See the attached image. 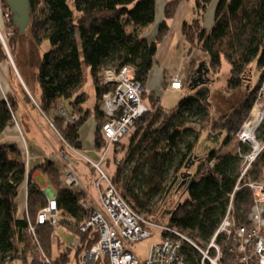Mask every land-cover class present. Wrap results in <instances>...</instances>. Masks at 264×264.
Masks as SVG:
<instances>
[{
  "label": "trees",
  "instance_id": "obj_1",
  "mask_svg": "<svg viewBox=\"0 0 264 264\" xmlns=\"http://www.w3.org/2000/svg\"><path fill=\"white\" fill-rule=\"evenodd\" d=\"M181 1L167 2L166 18L172 16ZM211 1L195 0V4L198 9L207 8L205 6ZM1 2L4 9H9L4 0ZM27 4L29 34L34 45L42 51L40 47L47 40L49 46L39 57L34 77L40 90L36 106L23 91L26 103L54 127L58 152L68 156L82 152L80 129L89 115L85 108L87 95L82 87L84 68L89 70L95 90L93 146L100 152L107 142L101 130L105 119L100 100L107 89L101 79L102 71L130 67L136 81L144 88L140 99L147 102V111L135 119L125 143L118 140L112 144L116 160L113 172L108 175L131 209L144 212L149 219L163 217L167 209L162 202L175 175L194 179L205 161L215 153L213 149L204 154L196 152L202 133L212 140L214 134L221 132L214 142L227 144L250 109L264 77V0H216L215 19L210 29L201 27L196 18L182 22L181 31L190 45L189 50L196 46L208 57L189 62L180 88L187 94L175 110L160 107V98L146 89L148 74L157 61L158 42L168 32L167 23L163 21L154 40L141 34L142 29L154 22L156 0H27ZM9 14L11 19L7 26L14 27V36L9 37L8 42L12 54L19 31L13 24L12 11L9 10ZM6 59L0 43V62ZM222 61L228 62L229 70L225 86L219 88V92L215 91L218 87L215 89L211 84L213 79L204 76L201 77L203 83L196 80L197 69L203 74L208 69L215 79L218 78L216 73ZM253 66L260 72L254 84L251 83ZM162 76V87L168 88L164 71ZM227 102L229 108L225 107ZM61 104L69 113H77L79 118L66 122L57 113ZM19 106V99L13 92H7L6 99H0V134L6 127L15 125ZM217 108L221 111L215 115L213 112ZM22 115L25 117L24 112ZM257 136L264 139V119ZM24 158L18 144L0 143V264L14 261L20 264H80L78 254L89 250L99 237L91 227L81 229V224L92 214L91 206H82L81 199L86 193L65 186L53 157L33 166H27ZM213 163L196 187L188 191L186 199L177 202L166 215L168 226L190 234L199 246H205L204 241L211 238L222 221L240 176L236 155L221 157ZM194 167L196 170L192 173ZM263 169L264 147L246 173L257 179ZM35 171L44 175L54 193L57 223L37 222V214L48 205V200L33 176ZM244 182L242 178L233 199L250 201ZM23 184H26V208L19 213L16 199ZM59 225L77 239L74 246L67 244V249L61 251L55 250L59 243L56 234ZM31 227L34 233L30 232ZM217 241L222 244V252L227 253L229 240L222 236ZM185 251L191 264H199V255L190 244L185 246Z\"/></svg>",
  "mask_w": 264,
  "mask_h": 264
},
{
  "label": "built area",
  "instance_id": "obj_2",
  "mask_svg": "<svg viewBox=\"0 0 264 264\" xmlns=\"http://www.w3.org/2000/svg\"><path fill=\"white\" fill-rule=\"evenodd\" d=\"M3 13L4 20L10 21L9 9H4ZM8 31L12 32L11 28ZM0 37L3 44H5L2 35ZM101 79L107 86L100 100V109L105 119L101 130L107 142L106 147L99 152V158L96 161L90 159L88 161L91 169L97 175L92 180H94L93 186L97 191V201L99 203L95 204L91 202V199L84 198L85 200H81L82 206L92 207V214L88 220L81 224V229L86 230L91 227L99 237L96 243L90 246L89 250L78 254L80 264H98L103 261H106L107 264H191L185 251V246L189 244L198 253L199 264H227L222 262L224 252L220 251L222 244L217 241V238L222 236H225L229 241H237L236 255L233 256L234 259L231 263L252 264L253 262L249 260L254 258L255 264H264V178L250 180L248 177V182L245 180L243 183L252 195L249 205L250 210L247 215L248 224L237 223L232 207L227 206L228 209L207 246H199L185 232L175 230L162 221L159 222L160 216L149 219L145 217L144 212L138 213L131 209L128 202L116 190L110 176L101 168V163L106 160V153L110 150V147H113L112 144L127 135L131 131L135 119L147 111V105L140 99L141 92L144 89L136 81L133 70L128 66L118 69L105 68L102 71ZM181 82L182 78L180 76L171 75L168 87L177 91L181 88ZM57 113L62 115L66 122L79 118L77 113L73 111L69 113L64 104L59 106ZM165 113L168 114V111ZM260 151V145L258 144L253 147L252 153L245 156L241 177L247 174L246 172L251 166L252 160ZM63 155L65 154L63 153ZM207 162L206 168L210 166L207 165ZM68 166L70 165L68 164ZM64 173L65 186L74 189L79 184V180L74 177L69 168H64ZM240 180L237 181V185L230 195L231 199L234 197V192L240 187ZM46 195L48 205L43 207L37 214V222L54 224L58 221L54 194L46 193ZM155 231L161 232L160 239L151 246L145 260L141 261L133 254L129 244H133V242L144 237H149ZM30 232L34 233V227L30 228ZM229 250L232 251L230 245L227 247V251Z\"/></svg>",
  "mask_w": 264,
  "mask_h": 264
},
{
  "label": "rangeland",
  "instance_id": "obj_3",
  "mask_svg": "<svg viewBox=\"0 0 264 264\" xmlns=\"http://www.w3.org/2000/svg\"><path fill=\"white\" fill-rule=\"evenodd\" d=\"M165 1L167 0H156V4H155L156 20L157 19L164 20L166 21L167 26H168L167 34L161 39V41L158 42V49H157L158 53L157 54H159L160 63L164 65V67L167 68L169 73L175 72L177 75L179 74L178 76L182 78L183 76L182 74H184V72L189 66V62L192 59L202 60L203 58L206 59L208 57V54L206 52L201 51L196 46H193L189 50L190 45L187 41H185L183 33L181 31L182 22L184 21V19H188L190 21L192 20V18H196L200 21L201 27L209 29L213 25V22L215 19L214 13H215V1L216 0H212L210 3H208L205 6L207 8H201V9H198V7H196L195 0H188V1L182 0L180 4H178V6L176 7L177 9L175 10V12H173L172 16L168 18H166L165 16V13H164L165 9H163V5H164L163 3ZM6 9L7 8H5V10ZM3 14L4 13H2V15ZM7 22L8 21L5 20V27L7 29H5V31H3L0 34L4 38L5 44H3L1 37H0V43L3 47V50H5L6 52V55H7L6 61L9 65V69L10 67L12 69V73L9 75V79L6 78V80L8 81V86L10 87V91L12 90V92L13 91L15 92L17 90L24 91L25 93H27L29 99H31V103H35V99H37L40 95L39 93L40 90H39V84L38 82L35 81L34 77L37 71L36 68H37L38 62L40 60L39 57L42 54V51L47 50V47L49 46L48 41L46 40L43 42V44L40 47L41 49H43L41 51L38 48V46H36V44L34 45V42L29 34L30 26L27 25L26 30L23 32V34H19V33L16 34V37H15L16 42H14L13 49H12L13 53L11 54L10 53L11 47L8 46V42L10 39L9 37L12 38V36H14V27L7 26ZM153 23L154 22H152L151 24ZM150 26H146L147 28L143 31L147 36L154 35L152 34V32H150V29L148 30ZM10 28L12 32L8 31V29ZM9 33L11 34L9 35ZM222 62L223 63H222L220 71L216 73V76H218V78L216 79H215V75L212 74L211 72L209 73L208 69L206 70V73L204 72V74L202 73V70L200 69L201 77L207 76L209 77V79H213L212 80L213 82L211 84H213L215 89L218 87V90L217 89L215 90L216 92H219L220 91L219 88L225 86L226 78L228 76L229 64L228 62H224V61ZM258 74H260V72L257 71L256 68L253 66L252 73H251V76H252L251 83L252 84H254L253 82L256 80V77H258ZM197 76H198L197 79L199 81L200 74H198ZM197 76H195V78ZM263 82H264V77L260 81L261 83L260 87L263 85ZM260 87L257 89L255 93L256 95L253 97V100L250 103L251 106H252L253 101L258 95L257 93ZM154 89H156V94L160 98V101H159L160 107L162 106L164 109H168V110H175L177 103L181 99H183V97L187 94L184 88L180 89L178 92H173L172 89H170V87L164 88V87H160L159 85H156ZM82 90L85 91L87 95V98L85 101V108L88 110V113H89L87 120L84 122L85 124L88 125V129H87V125L86 127L82 128L84 130L81 129L82 130L81 136H82L84 150L80 153L78 152L70 153L71 155L69 156L68 154H65V155L62 154L61 156L59 155L57 157V160H60L64 168L71 169L74 177H76L79 180V182L81 181L82 186L85 189H87V191L90 192L91 197H92V202L96 204L99 202L97 201V191H95V187L93 186L94 180L92 179L95 176L97 177V175L93 172V170L87 163L89 159L92 161H96L100 155L99 151H95V147L93 146V136H94L93 132H94L95 125H96L94 123V113H93V107L95 103L94 101L95 100V90L92 86V79L90 77V72L89 70L85 68H84V83H83ZM7 91L8 90L6 88L5 83H2L1 78H0V94H2V97L6 94ZM144 103L147 104V102H144ZM24 104H26L28 108H30V104L28 103H24ZM229 104L230 103L227 102L225 107L229 108L230 107ZM19 105L20 107L16 112L17 113L16 123L13 127H14V133L16 134L15 138H17L18 142L21 143V148L25 147V149L29 153L36 146L39 147V145L41 144V140L44 138H47L46 141L49 147L53 146V143L57 144L56 146L58 147L59 143L57 140L56 133L54 131L55 129L52 125L49 124L47 119L40 120V118H36L35 115H33L31 111L25 114V117H24L21 112V110L23 109V106L20 101H19ZM27 109H25V111H27ZM220 111H221V108L220 109L217 108V110H215L213 113H215L216 115L217 112H220ZM249 112H250V109L248 113L244 116V119L240 122V125L247 118L246 116L249 114ZM263 119L264 117L262 118V120ZM91 125L92 127L90 128ZM240 125L238 126V129L236 130V132L240 129L239 128ZM259 125L255 131V139L257 140V143L260 145V150L262 151L264 147V139L261 140V138L257 136ZM236 132L229 139V142L224 145L219 144V142L216 143L212 140H208V136L202 133V135L200 136L198 140L199 142L196 146V152L199 154H204L205 152L207 153V151L213 149L215 152L212 157V158L215 157L214 161H217L221 157L229 156L230 154L236 155L240 162L238 166L239 167L238 170L240 173L239 179L245 178L246 182H248V179H247L248 177L250 178V180H260L264 178V169L262 170L261 175H259L257 179H255L253 176L248 175V174H245L244 176L241 177V171H242L243 165L245 164L244 162L245 156L252 153L253 146H251L248 143L243 142L241 139H238ZM129 134L130 133L123 136L121 138V141L125 143L129 138ZM46 149L48 152V148ZM26 150H24V153ZM112 150L113 149L110 147V150L106 153V160H104L101 163V168L104 169L106 174H110L114 170L113 167H114V161L116 160V157L112 155L113 153ZM93 152L96 154H94ZM122 154H118V155L121 156ZM29 156H30V153L28 157ZM28 157L25 154L24 159L26 160V162L27 160L28 162L30 161ZM71 159L76 160L77 164H74V165L72 164L70 166L64 164L67 162L71 164V162L68 161ZM211 159H208V160H211ZM253 160H252V164H253ZM207 161H205V164L203 165L200 172L203 170V168H205ZM26 165L28 166V163H26ZM64 168L63 170L61 169L62 177H64L65 175ZM195 170H196V167H194L191 170V172L193 173ZM200 172L197 174V176L194 179L193 178L190 180L187 179L184 185L180 187L178 186V183L180 180L175 182L174 186H172L173 189L170 192L166 193L165 198H164L165 200L162 202L164 208L166 207L167 210L169 209L171 210L176 205L177 202H182L184 199H186L185 197L187 196L188 191L196 187L198 183L197 178ZM37 181L41 183L43 181V176L40 175L39 177H37ZM189 182H190V185L188 187L187 183ZM73 190L79 191V189L76 187ZM247 191L249 192L248 195H249L250 201L248 199H237L235 197V199L230 198L229 203L227 205V206L230 205L232 207L233 215L237 223H239L238 221H241L242 224H245V223L248 224L247 215L250 210L249 205L251 203L252 195L250 194V190L248 188H247ZM49 193L54 194L50 191ZM21 198L22 196L20 194L18 196V201L19 200L21 201ZM166 215L167 213H165V215L161 217L158 221L159 222L162 221L164 224H166L168 222ZM161 216H162V213H161ZM160 233L161 232L159 231H155L153 235L149 237H144L143 239L135 241L133 242V244H129L133 254H135V256H137L141 261H144L145 258L148 256L147 254L149 253L151 246L153 244H156V242L159 241ZM56 234H57V237H61L59 238V243L57 242V246L55 247L56 248L55 250H59V251L67 249L68 247L67 244L72 245L73 241L76 239V236H74L72 232L67 230L62 225H59L58 227H56ZM185 234L194 241V238L190 234L189 235L187 233ZM57 237L55 236V239H57ZM209 240L204 241L206 246L210 242ZM76 242L77 240L74 241V244L72 246H74ZM228 243L230 247L232 248V251L234 252L229 250L227 251V253H223L222 262L227 263V264H233L231 262L234 259L233 256L236 255L235 249H236L237 241L232 240V241H229ZM218 245L220 244L218 243ZM249 261L253 262L252 264L256 263L254 258H251ZM11 264H20V262L14 261Z\"/></svg>",
  "mask_w": 264,
  "mask_h": 264
},
{
  "label": "crops",
  "instance_id": "obj_4",
  "mask_svg": "<svg viewBox=\"0 0 264 264\" xmlns=\"http://www.w3.org/2000/svg\"><path fill=\"white\" fill-rule=\"evenodd\" d=\"M2 0H0V34L3 32V31H5V29H7L6 27H5V20H4V16H2V13H3V5H2V2H1ZM169 0H167V1H165L163 4V9H164V7H165V4H167V2H168ZM156 16V15H155ZM184 20H188V19H184ZM164 20H156V18L154 19V23L153 24H151V26L150 25H148V26H150L149 28H148V30L150 29V32H152V34H154L153 36H147L143 31L147 28H144L141 32V34L145 37V38H147L148 40H154V38H156V35H157V29H158V26H159V24L161 23V22H163ZM189 21V20H188ZM212 27V26H211ZM210 27V28H211ZM209 28V29H210ZM206 29V28H205ZM151 34V35H152ZM158 51V50H157ZM158 52H156V54H157ZM156 63L154 64V66L152 67V69L150 70V72H149V76H148V80H147V84H146V89L149 91H153L155 94H156V89H154V87L156 86V85H159L160 87H162V82H163V71L165 72V74H166V76H167V78H166V86L168 87L169 86V81H170V78H171V75H177L175 72H172V73H169V71L167 70V68L166 67H164V65H162L161 63H160V58H159V54H157L156 55ZM188 69H189V66H188V68L186 69V71L184 72V74H182L183 76L185 75V73L188 71ZM12 72H10V69H9V65H8V63H7V61H2V62H0V78H1V82L2 83H5V85H6V88H7V92H10V93H12V90L10 91V87L8 86V81L6 80V78H8L9 79V75L11 74ZM179 75V74H178ZM173 92H177V91H174V90H172ZM6 92V93H7ZM13 93L14 94H16L17 95V97H18V99H19V101L21 102V104H22V106H23V109L21 110V112H24L25 114H27L28 112H32L33 113V115H35V117L36 118H40V120L41 119H43L38 113H36V111L33 109V108H28V106L26 105V104H24V103H26V101H25V98H24V93H23V91H21V90H17V91H13ZM157 93H158V91H157ZM157 95V94H156ZM5 96H6V94L2 97V94H0V99H4L5 98ZM158 96V95H157ZM159 97V96H158ZM33 106H36L35 104H33V103H31ZM20 107V106H19ZM28 108V109H27ZM25 109H27V111H25ZM24 118V117H23ZM94 123L96 124V121H95V117H94ZM85 125V126H84ZM86 125L87 124H85V123H83V126L81 127V129L83 128V127H86ZM92 127V125L90 126V128ZM95 128H96V125H95ZM80 129V136H81V132H82V130H84V129H82L81 130ZM87 129H88V125H87ZM94 132H95V129H94ZM94 132H93V135H94ZM15 136H16V134L14 133V127H6L5 128V130L0 134V143H3V144H6V143H15V144H18L19 145V147H20V149H22V151H23V154H24V157H25V154L27 155V157H28V155H29V153H30V156L28 157V159H30V161L28 162V160H27V163H28V165H30V166H33V165H35V164H38L42 159H46V158H51V157H53V158H55V160H56V163H57V165H58V168H59V170H60V174H61V171L63 170V166H62V164H61V162H60V160H57V157L60 155H62L63 153H60V152H58V147L56 146L57 144H54L53 143V146H51V147H49L48 146V143H47V138H44V139H42L41 140V144L39 145V147L38 146H36L33 150H31L29 153L27 152V150L25 149V147H22L21 148V143H19L18 142V140H17V138H15ZM3 137V138H2ZM58 140V139H57ZM81 140H82V136H81ZM59 143V142H58ZM83 143V142H82ZM93 143H94V136H93ZM24 148V149H23ZM46 148H48V152H47V149ZM24 150H26L25 151V153H24ZM53 151V153H51ZM95 151H97V150H95ZM94 153V152H93ZM94 154H96V153H94ZM68 161H70L71 162V164L70 163H64V164H69V165H74V164H77V161L76 160H73V159H71V160H68ZM62 169V170H61ZM40 175H42L43 176V181L40 183V182H38L37 181V177H39ZM33 176H34V178H35V180L39 183V185H40V188H41V190H42V192L46 195V193H49V191L50 192H52L53 193V191H52V189H51V187L49 186V183L46 181V179H45V177H44V175L42 174V173H40V171H35V172H33ZM61 178H62V181H63V177H62V174H61ZM78 180V179H77ZM76 188H78L79 190H81V191H84L85 193H86V197H85V199H91V202H92V197H91V194H90V192L89 191H87V189H85L83 186H82V183H81V181L79 182V184H77L76 186H75ZM45 190H46V193H45ZM21 194V196H22V198H21V201L19 200L18 201V197H17V199H16V204L18 205V208H19V213L20 212H23L24 210H25V208H26V205H25V203H26V184H23V185H21L20 187H19V190H18V196ZM49 194H51V193H49ZM47 196V195H46ZM84 198L83 199H81V200H85ZM94 203V202H93ZM59 238H61V237H59ZM75 240H77V239H75ZM74 240V241H75ZM74 241H73V244H74ZM77 243V242H76ZM72 244V245H73ZM66 245V244H65ZM71 245V246H72Z\"/></svg>",
  "mask_w": 264,
  "mask_h": 264
},
{
  "label": "bare ground",
  "instance_id": "obj_5",
  "mask_svg": "<svg viewBox=\"0 0 264 264\" xmlns=\"http://www.w3.org/2000/svg\"><path fill=\"white\" fill-rule=\"evenodd\" d=\"M257 94L258 95L250 108V112L246 116L247 118L240 125V129L237 132L238 139H241L243 142L248 143L253 147L258 145L257 140L255 139V131L264 117V82ZM211 164L212 162H207V165Z\"/></svg>",
  "mask_w": 264,
  "mask_h": 264
},
{
  "label": "water",
  "instance_id": "obj_6",
  "mask_svg": "<svg viewBox=\"0 0 264 264\" xmlns=\"http://www.w3.org/2000/svg\"><path fill=\"white\" fill-rule=\"evenodd\" d=\"M4 1L7 3V5H9L10 12L12 11L13 24L16 27H18L19 33L23 34V32L26 30L27 25H29V23H30V15H29V7H28L29 4H27V0H4ZM197 70H199V69H197ZM197 81H198V79H197ZM199 82L203 83L204 81L201 80V78H199ZM33 104H35V103H33ZM220 135H221V132L214 134L212 141H216ZM214 159H215V157L212 158V160L210 161V162H212V164L210 166H208V168H206V167L203 168V170L200 172L197 180H200L208 172V170H210V168L213 165ZM182 176L184 177V180H182L181 184H184L186 182L185 180L187 178V175H182ZM175 180H176V178L169 184L168 189H167V193L171 190ZM189 185H190V182L187 183L188 187H189ZM166 213L169 214L170 210H167Z\"/></svg>",
  "mask_w": 264,
  "mask_h": 264
},
{
  "label": "flooded vegetation",
  "instance_id": "obj_7",
  "mask_svg": "<svg viewBox=\"0 0 264 264\" xmlns=\"http://www.w3.org/2000/svg\"><path fill=\"white\" fill-rule=\"evenodd\" d=\"M197 73L200 74V77H201V71H200V69L197 70V71L195 72V74H197ZM175 178H176L175 182H177L178 180H180L179 183H178V186H179V187L182 186V185H184V184H181L182 180H184V177H183L182 175H175ZM175 178H174V179H175ZM179 178H180V179H179ZM174 179H172V181H173ZM186 180H187V178H186ZM186 180H185V181H186ZM172 181H171V182H172ZM175 182H174V184H175ZM174 184H173V186H174ZM172 189H173V188H171V190H172ZM171 190H170V191H171ZM170 191H169V192H170ZM166 193H167V192H166Z\"/></svg>",
  "mask_w": 264,
  "mask_h": 264
}]
</instances>
